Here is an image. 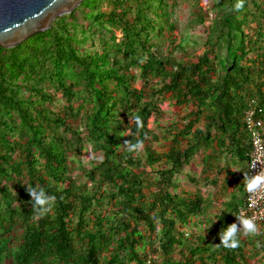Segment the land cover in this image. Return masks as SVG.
<instances>
[{
	"label": "trees",
	"instance_id": "1",
	"mask_svg": "<svg viewBox=\"0 0 264 264\" xmlns=\"http://www.w3.org/2000/svg\"><path fill=\"white\" fill-rule=\"evenodd\" d=\"M238 2L191 12L189 25L209 21L200 54L174 34L169 0H82L47 30L0 46V264H253L252 254L264 256L261 234L250 246L242 234L236 249L216 246L245 195L242 111L254 105L264 119V0L236 10ZM164 102L171 110L161 123ZM138 140L143 150L129 152L125 141ZM86 150L97 159L83 162ZM197 165L198 176L184 173ZM27 185L56 196L45 216ZM201 187L227 192L211 215ZM194 218L208 236L186 234Z\"/></svg>",
	"mask_w": 264,
	"mask_h": 264
},
{
	"label": "rangeland",
	"instance_id": "2",
	"mask_svg": "<svg viewBox=\"0 0 264 264\" xmlns=\"http://www.w3.org/2000/svg\"><path fill=\"white\" fill-rule=\"evenodd\" d=\"M169 2L174 3V12H173V20L176 23V31L175 35L178 39H182L183 36H188L191 41H194L195 45H188L187 46V53L189 54H200L203 51L202 43L205 39V33H206V26L209 24L208 19L205 20L204 25H189V18L190 14L193 11L198 10L199 7H202L204 9L209 8V6L212 5V0H169ZM211 12V11H210ZM210 17V13L208 14ZM189 26V27H188ZM119 35V34H117ZM191 44V42H190ZM178 52V51H177ZM175 52V53H177ZM182 55H184V52H178ZM177 55L179 56V54ZM162 110L166 111L164 117L160 118V122L163 123L165 120H167L170 116L168 111L171 110V107H169L167 102H164L161 104ZM149 127L153 126L152 119L149 120L148 123ZM166 147V143L159 141L158 143L154 144V148L157 150H163ZM90 151L86 150L81 155L82 161L86 162L89 159ZM230 170H233L234 172H238L239 166L236 164H231L229 166ZM190 172L191 174H195L196 176L199 175L200 172V166L197 165L194 170H189L188 168L184 169V173ZM183 174L182 177L186 179V175ZM201 191L203 194V198L205 200V206H206V215H211L218 209L220 205L219 199L222 197L225 198L227 192L221 188V190L214 192L209 187H201ZM212 196V197H211ZM216 196V197H215ZM219 196V197H218ZM184 231L186 234H188L192 239H195L198 235L202 236H208V230L207 227L202 223V221L198 220L197 218L193 219V224L190 226L184 227ZM243 235V233H241ZM243 238L246 240L247 246L249 245V239H252V235L245 236L243 235ZM250 246V245H249ZM253 257V264H259L260 262H264V256L262 255V251H260L258 254H252ZM159 260L153 264H158Z\"/></svg>",
	"mask_w": 264,
	"mask_h": 264
},
{
	"label": "water",
	"instance_id": "3",
	"mask_svg": "<svg viewBox=\"0 0 264 264\" xmlns=\"http://www.w3.org/2000/svg\"><path fill=\"white\" fill-rule=\"evenodd\" d=\"M82 0H0V46L12 47L47 30L52 21L70 13Z\"/></svg>",
	"mask_w": 264,
	"mask_h": 264
},
{
	"label": "clouds",
	"instance_id": "4",
	"mask_svg": "<svg viewBox=\"0 0 264 264\" xmlns=\"http://www.w3.org/2000/svg\"><path fill=\"white\" fill-rule=\"evenodd\" d=\"M242 7L243 0H239L235 5V8L236 10H240ZM135 124L138 132L144 127V122L140 116L135 117ZM145 139H147L146 135ZM124 144L127 146L128 151L132 153H139L144 147L143 140H138L136 143L125 141ZM89 159H97V157L91 153ZM98 162L102 163L103 157H100ZM252 167L255 168V164ZM242 183L244 184L247 193L252 196H259L264 193V171H259L254 175L244 173ZM26 191L31 197L30 202L32 203L33 210L36 211L40 217L45 216L52 210L56 201L55 195H48L45 189L40 185H27ZM236 219L239 221V226L236 223H232L228 225L226 229H222L219 233L220 244H217L216 246L222 245L224 248L236 249L240 246L239 236L241 233L245 236L259 234V226L255 216H247L246 214L241 213L236 215Z\"/></svg>",
	"mask_w": 264,
	"mask_h": 264
},
{
	"label": "built area",
	"instance_id": "5",
	"mask_svg": "<svg viewBox=\"0 0 264 264\" xmlns=\"http://www.w3.org/2000/svg\"><path fill=\"white\" fill-rule=\"evenodd\" d=\"M259 112L261 109H256L254 105H249L242 111V121L250 140L249 157L245 163L249 175L264 171V119L258 116ZM254 164L255 168L252 167ZM241 213L256 217L259 234L264 237V193L252 196L245 191L244 200L237 215ZM232 223L239 226L236 218Z\"/></svg>",
	"mask_w": 264,
	"mask_h": 264
},
{
	"label": "crops",
	"instance_id": "6",
	"mask_svg": "<svg viewBox=\"0 0 264 264\" xmlns=\"http://www.w3.org/2000/svg\"><path fill=\"white\" fill-rule=\"evenodd\" d=\"M152 119V118H151ZM201 168V167H200Z\"/></svg>",
	"mask_w": 264,
	"mask_h": 264
}]
</instances>
